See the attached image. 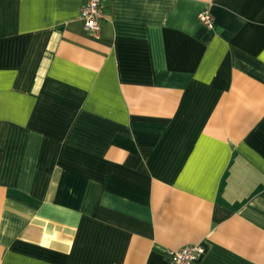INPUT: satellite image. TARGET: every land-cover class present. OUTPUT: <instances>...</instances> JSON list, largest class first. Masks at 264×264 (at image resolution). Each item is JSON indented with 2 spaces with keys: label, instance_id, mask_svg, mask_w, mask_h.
Instances as JSON below:
<instances>
[{
  "label": "crops",
  "instance_id": "0c3cea01",
  "mask_svg": "<svg viewBox=\"0 0 264 264\" xmlns=\"http://www.w3.org/2000/svg\"><path fill=\"white\" fill-rule=\"evenodd\" d=\"M83 3L0 0V264H264V0Z\"/></svg>",
  "mask_w": 264,
  "mask_h": 264
},
{
  "label": "built area",
  "instance_id": "2783aa9c",
  "mask_svg": "<svg viewBox=\"0 0 264 264\" xmlns=\"http://www.w3.org/2000/svg\"><path fill=\"white\" fill-rule=\"evenodd\" d=\"M107 0H84L80 11L83 29L98 36L99 24L104 19V8ZM197 20L208 30L213 29V18L207 9L197 14ZM203 254L200 246H186L177 251H166L168 264H197Z\"/></svg>",
  "mask_w": 264,
  "mask_h": 264
}]
</instances>
